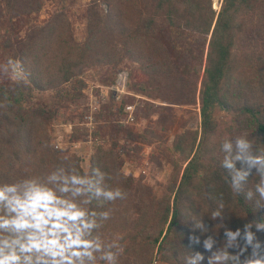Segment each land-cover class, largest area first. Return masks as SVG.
Listing matches in <instances>:
<instances>
[{
    "label": "trees",
    "instance_id": "trees-1",
    "mask_svg": "<svg viewBox=\"0 0 264 264\" xmlns=\"http://www.w3.org/2000/svg\"><path fill=\"white\" fill-rule=\"evenodd\" d=\"M46 3L0 0V183L43 176L68 157L55 150L46 135L34 139L28 127L50 125L59 113L43 96L52 94L64 108L82 100L88 88L83 68L94 55L90 45L79 48L78 54L64 47L77 45L68 19L71 4L60 0L53 20L41 22L51 12ZM107 4L108 12L92 0L86 11L87 41L103 43L109 35L115 42L112 56L100 49L103 60L110 58L109 63H101L112 69L100 82L117 84L125 72L120 67L128 64L129 91L163 105L158 110L162 131L157 139L177 125L175 107L199 106L202 126L191 139L176 136L169 153L170 181L157 194L144 180L118 174L122 159L135 162L141 146L153 144L146 132L119 119L110 122L124 116L134 99L124 98L100 112L94 138L101 144L92 167L113 177L106 180L109 187L127 193L124 200L103 207L93 201L90 206L97 212L111 210V218L100 229L102 239L117 240L122 246L118 263L136 254L143 259L140 252L146 250L147 264H153L156 255L165 264H185V258L196 252L205 257L196 264H210L213 255L221 259L211 264H237L223 257H231L244 245L243 227L250 223L248 230L262 245L257 258H264V229L257 227L264 224V199L255 191L259 174L253 169L244 190L236 193L228 170L221 167L225 139L232 140L233 154L235 138L241 135L252 141L253 151H264V0H223L220 11L214 9V0H109ZM49 53L58 60L57 70L42 74L33 61ZM9 59L31 60L32 68L25 67V77L13 78L9 70H2ZM136 73L141 80L135 79ZM107 142L113 151L106 149ZM68 158L85 173L78 157ZM241 166L237 162V168ZM249 190L250 200L246 199ZM213 211L220 212L215 219ZM198 222L202 229L195 228ZM225 227L241 229L231 245ZM192 237H199V243ZM207 237L212 238L210 251L203 245ZM251 252L249 246L244 255ZM243 260L244 256L241 264Z\"/></svg>",
    "mask_w": 264,
    "mask_h": 264
},
{
    "label": "clouds",
    "instance_id": "clouds-1",
    "mask_svg": "<svg viewBox=\"0 0 264 264\" xmlns=\"http://www.w3.org/2000/svg\"><path fill=\"white\" fill-rule=\"evenodd\" d=\"M18 61L9 59L4 71L15 68ZM254 145L247 136L235 138L233 143L225 139L221 150L225 153L221 167L228 170L231 188L236 193L244 190L253 169L259 174L260 181L255 191L264 199V151H253ZM237 162L241 167L237 168ZM112 176L100 170L90 168L81 173L68 157L43 176H31L14 182L0 183V264H118V257L123 252L117 240L105 242L100 229L103 222L111 218V210L97 212L91 209L93 201L103 207L105 203L124 200L127 193L119 187L111 188L106 180ZM252 191L246 193L251 199ZM219 207H224L221 202ZM259 208V206H257ZM220 215L212 212V218ZM251 224L243 227L244 245L231 257L241 264H264V258H257L262 245L249 231ZM264 229V224H258ZM195 228H203L196 223ZM241 229L235 231L225 227L224 235L229 241L241 236ZM199 243V237H192ZM255 240V243L253 241ZM205 250H211L212 238L203 241ZM249 246L250 255L245 256ZM202 253L186 257L185 264H196L204 260ZM213 255L209 261L219 260Z\"/></svg>",
    "mask_w": 264,
    "mask_h": 264
},
{
    "label": "rangeland",
    "instance_id": "rangeland-1",
    "mask_svg": "<svg viewBox=\"0 0 264 264\" xmlns=\"http://www.w3.org/2000/svg\"><path fill=\"white\" fill-rule=\"evenodd\" d=\"M91 1L92 0H68V3L71 4V9L68 12V19L72 24L75 37L74 40L77 45L64 46L67 50L74 51L78 54L80 51L79 48H89L90 45V50L94 52L87 66L83 68L84 79L88 83L85 95L82 100L75 104L66 105L64 108L59 107L57 100H55L52 94L49 93L43 96L48 105L52 109H58L59 113L50 125L46 126L44 124L35 123L29 125L28 130L34 139H39L40 134L43 136L46 135L49 138L51 146H53L55 150H57L55 147L56 144L59 143L61 149L57 151L64 152L68 157H78L82 169L87 172L90 168H93L92 160L97 155V148L101 144L99 140L97 141L94 138L96 131L99 129L97 116L106 107L116 105L124 98H133L134 101L129 105L135 108L133 112L135 122L132 124L129 123V114L126 112H124V116L112 117L110 122L112 123L119 119L122 124L131 126L138 132H146L153 144L141 146L142 151L135 162H125L121 158L123 165L119 169L118 174L125 179L133 178L136 181L144 180V182L151 186L157 194H161L171 177L172 170L169 161L170 149L177 135H187V137L191 139L196 132L201 130L202 121L200 108L199 106L195 108L175 107L173 114L177 117V125L172 131L161 136V139H157L155 136L162 131L158 124V121L161 119L158 110L163 106L161 103L131 93L128 88H126L127 95H124L121 100L116 99L114 88L117 84L106 86L100 82V79L105 78L107 73L112 69L111 67L109 68L110 64L106 65L105 63H101H109L110 58L103 60L99 54L101 51L100 49L103 48L107 49L110 52V56H112V46H115V42L109 35L105 36V42L103 43L96 42L91 44L87 41L86 11ZM98 1L101 3V8L108 12L109 6L107 1L109 0ZM222 1L223 0H214V9L216 11H220ZM59 3L60 0H54L53 2L47 0L46 7H48L51 12L48 17L44 14L43 18H41V22L45 19L49 20L50 18L53 20V16L58 13L56 9ZM118 5L122 8L119 3ZM56 24L58 25V23ZM57 33L58 32L55 31V36ZM50 45L51 42L49 43V46ZM132 48L136 49L137 46H132ZM33 62L35 69L42 74H54L57 70L58 60L53 53H49V57L45 59ZM33 62L31 60L26 61V63L19 62L15 68L9 69V74L13 75V78L16 79L25 77V67L32 68ZM120 68L125 71L123 74H127L128 77V64L125 63ZM2 70L4 71V68H2ZM135 79L139 81L142 77L139 73H136ZM88 118L93 120V125H90L91 121L88 120ZM106 149L112 150L110 142H107ZM116 155L119 156L118 154ZM140 254L144 255L143 259L135 258L137 256L136 254L130 259L121 260L118 264H147V251L144 250L140 252ZM144 261H146V263ZM153 264L165 263L156 255Z\"/></svg>",
    "mask_w": 264,
    "mask_h": 264
},
{
    "label": "built area",
    "instance_id": "built-area-1",
    "mask_svg": "<svg viewBox=\"0 0 264 264\" xmlns=\"http://www.w3.org/2000/svg\"><path fill=\"white\" fill-rule=\"evenodd\" d=\"M127 74H122L120 77L119 82L117 83L116 87L114 88L115 91V95H116V99L121 100L122 97L124 95H127ZM135 108L134 106H127L126 107V113L129 114V123H134L135 122V118L133 116V112H134ZM88 120L91 121L90 125H93V120L91 118H88ZM56 149L60 150L61 149V145L59 143L56 144Z\"/></svg>",
    "mask_w": 264,
    "mask_h": 264
}]
</instances>
